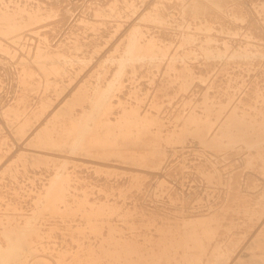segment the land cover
<instances>
[{"label": "bare ground", "instance_id": "obj_1", "mask_svg": "<svg viewBox=\"0 0 264 264\" xmlns=\"http://www.w3.org/2000/svg\"><path fill=\"white\" fill-rule=\"evenodd\" d=\"M132 6L126 1L128 9H133ZM155 6L157 7L154 8V11L151 10L152 12L148 18L159 24L165 33H170L166 14L168 6H179L190 19L186 28L181 32L182 40L179 43L180 47H186L184 52L180 51V47L174 48L173 44L170 43L172 41L155 43L154 40L148 39L144 25L136 23L129 29L126 37L110 53L98 60L92 68V74L86 78L87 80L83 79L69 94L70 96L66 94L67 97L64 100L63 98L60 99L61 103L57 105L51 104L52 99L45 98L47 96H44V99L39 100L34 106H32L33 103H29V100L32 98V92L40 86H43L41 88L45 90H52L56 86L57 88L61 85L65 86L67 82L69 84L68 79L73 80L89 66L88 63L90 64L93 58L97 56L96 54L101 52L102 45L99 46V43H97L94 47H90L92 41L87 39L90 36L85 35V32L88 30L97 31L98 26L90 23L88 19H82V25L79 29L70 30V28L69 32H65L63 38L52 41L54 38L52 39L51 35L53 32L57 33L58 28V24L53 20L52 27L54 31L44 34L46 37L44 44L40 43L34 47L35 54L30 60L32 64L25 58L20 60L22 65L20 69L23 70V73L18 77L23 84V88L20 95L15 97L16 104L14 103L11 109L5 110L3 114L5 127L3 125V128H0V133L5 129L8 132L10 130L16 140H22L33 126L34 118L51 110L45 123L27 136L26 142L28 141V145H35L53 151L62 156V159L35 150H28L26 153L25 159L32 166L43 164L52 168V172L43 185L32 192L34 206L31 211L29 210V215H25L26 213L21 211L23 208L19 206V199L22 197L19 189L13 188L6 195L0 188V200L5 201L7 204L4 205L5 207L0 205V236L2 237V240L0 238V264H154L140 253L141 243L140 240L135 239V233L133 232L131 235L128 234L129 237L124 238L118 227L110 226L111 240H105L97 246H94L90 241H86L84 236L88 234V230L97 234L103 229L104 223L112 224V220L109 221L110 217L108 218L111 214H118L121 219L122 217L133 216L134 213L130 211L129 207L126 211H121V205H119L117 198L112 200L92 197L88 186L87 190L78 188V186L71 189L72 176L67 169L72 162L71 160H73L72 155L106 158L108 157L107 154L110 153L109 155L115 159H120L136 167H143L142 169L137 168L133 174L127 177L129 183L125 188L126 192L129 190L134 192V189L138 188L141 180L145 178L146 169L152 170L164 164L163 156L171 150L167 146L169 143L178 145L180 141L188 137H192L199 143H204V145L216 151H224L228 154L241 153L244 155L243 158L247 164L250 161L252 163L254 158L261 157L263 160L260 164L264 166V122L255 128L246 126L249 109L247 107L243 108L240 102L235 103L233 98L235 94H238L235 93L237 90L234 92L235 94L231 89V92L227 90L226 98L220 101H215L207 91L204 94L200 112L195 110L196 107L190 110L184 117V121L177 125L179 128L165 130L166 123L160 117L164 106L163 98L187 88L190 75L183 67L189 65L195 67L194 64L189 62H194L201 56L207 60L224 57L232 61L233 57L235 59L240 54L241 57L248 54V47H246V50L243 49L245 47H241L242 51H230L226 44L227 41H218L217 36L213 34L215 23L218 24L217 28L221 32L232 33L235 32L234 29H237L233 24L236 21L246 19V12L243 9L244 6L240 4V0H158ZM111 8L108 10L107 8L99 9L97 12L103 13V10L116 12L117 6L113 5ZM229 11L230 13H228ZM56 15L53 6L42 5L40 2L37 4L36 0L35 2L24 0L21 3L16 0H0V31L11 37L20 38L21 42L27 28L43 27L44 21ZM248 18H250V14ZM191 24H194L193 30L190 28ZM117 25L120 28L122 24L120 22ZM58 33L56 36L59 35ZM2 39H0V46L11 49V51L14 50L12 49L13 43L7 44ZM29 44L21 42V46L23 45L24 48ZM190 44L193 45L190 46ZM260 45L258 44L259 47L263 48V45ZM88 46L93 50H90ZM251 49H249V52ZM251 56L249 55V57ZM236 59H239V57ZM179 60L186 61L182 64L183 67H178L177 62ZM110 63H112V67ZM143 66L147 67L149 72H154L156 68H163V80L159 84L157 92L151 98V103L146 108L144 104L137 101L133 91H128L126 87L127 80L131 81L133 79V81H136L137 71ZM108 67L112 69L111 72L109 71V75L106 71ZM178 69L179 74L174 76ZM56 73L60 74H57L58 78L55 76ZM193 75L195 76L194 72ZM202 81H205V79H202ZM212 85L210 84V86ZM170 87L173 88L172 91L169 90ZM54 90L53 88L52 92ZM159 90L162 91L161 95L158 94ZM40 92L42 93V91ZM239 95L241 97L240 93ZM58 96L59 94H57ZM252 97H255L258 102L261 100V93L256 91V96L251 95L247 104L256 102L254 98V102H252ZM242 99L243 97L240 101ZM31 106L32 111L28 112V108ZM251 132L260 134L255 136V133L251 134ZM3 135H0L2 136L0 137V160L7 151L4 148L6 143ZM109 143L123 145V147L108 149L104 145ZM164 144H167L166 147H164ZM20 162L21 160L19 162L12 161L6 167L5 171L8 169L15 171L9 174L10 177L18 176ZM21 165L26 167L24 163ZM76 170L77 166H73L71 171ZM93 170L98 174L105 173L107 177L118 171L102 166L94 167ZM213 171L217 174L219 168L214 167ZM1 179L2 177H0ZM7 197L9 198L7 199ZM212 214L214 215L196 217L189 223L191 235L196 239L194 245L197 244L196 246L200 250L215 242L211 243L220 233L221 223H216L213 220L216 212ZM78 215L84 219L82 222L80 221L81 223L72 225L68 221L66 225H62L64 230L68 229L66 233L71 235V244L67 243L71 248L65 245L59 246V241H56V237H58L57 230L63 229V227L59 226L60 222H56L54 219L60 217L63 220L64 218L71 219ZM24 216H28L27 220L25 219L26 223L24 220V222L21 221ZM47 217L51 219L47 220ZM152 219L146 218L143 222L129 219L127 222H129L130 228L133 229L142 226V224L148 226ZM42 221H46L48 224L43 225ZM163 224L159 228L162 230L164 226L167 227L164 228L165 233L162 234L165 235V240L168 238L167 234L170 228ZM103 231L105 234L107 230ZM263 231L264 226L259 233L262 234ZM34 235L36 237L33 238ZM99 239L103 238L100 237ZM259 242H264V239L260 241L256 237L250 241L245 246L247 251L238 255L232 264H264V255L258 254L255 250ZM213 245L210 246L215 248ZM229 246L220 247L219 245L215 248L217 254L214 256L215 259L212 257L213 264H227L232 254V246ZM206 248L209 250L208 247ZM198 253L192 262L190 256H186V259H190L189 262H191H188V264H198L197 261L200 260L198 257H201ZM163 257L162 254L161 259ZM155 264L161 263L155 259Z\"/></svg>", "mask_w": 264, "mask_h": 264}, {"label": "rangeland", "instance_id": "obj_2", "mask_svg": "<svg viewBox=\"0 0 264 264\" xmlns=\"http://www.w3.org/2000/svg\"><path fill=\"white\" fill-rule=\"evenodd\" d=\"M16 1L21 3L24 0ZM32 1L35 2V0ZM36 1L37 4L40 2L42 5L53 6L57 15L44 21L43 27L27 28L24 31V37L21 42L30 43L26 48H24L23 45L21 46L20 38L18 39L16 36L11 37L0 31V39L3 38L2 40L7 44H14L13 48L11 47L14 49L12 51L11 49L0 46V128H3V125L5 127L3 123V114L5 110L11 109V106H13L14 103L16 104L15 97L20 95L23 88V84L18 77L23 73V70L20 69V67L22 68L20 60L25 58L31 63L30 60L35 54L34 47L40 43L44 44L46 39L44 34L54 31L52 27L54 23L53 20L58 24L57 33L60 32L58 36H56L57 33L53 32L51 36L52 39H54L52 41H58L63 38V35L65 36V32L67 33L72 29H79L82 25V19H88L90 23L98 26L97 31L88 30L85 32V35L90 36L87 38L88 40L92 42L94 40L93 43L90 42L89 46L94 47V45L99 43V46L102 45V50L100 49L101 52L96 54L97 56L93 58L90 64L88 63L89 66L86 67L80 75L71 81L68 79L69 84L65 82L66 85H61V87L58 86L59 89L57 86L56 88L53 87L56 90H54V92H52L53 88L52 90H45L41 88L43 86L33 91L31 95L32 100H29L30 104L33 103L32 106L36 105L35 103H38L39 100L44 99V96H47L45 98L52 99L51 104L57 105L61 103L62 98L64 100L65 97H67L66 94L69 95L83 79L88 78L92 74V68L98 60L110 53L118 43L126 37L129 29H131L134 24H143L144 30L148 34L147 38L154 40L155 43L172 41L170 43L173 44V47L179 48V43H181L180 41L182 40L181 32L190 22V19L183 13L179 6H168L166 8L168 10H166V14L169 22L167 26L170 28V33H165L159 24L148 18L149 14L157 7L155 4L158 0ZM126 1L133 5V9H128L126 7ZM240 4L244 6L243 9H245L244 11L246 12V19L236 21L235 24H233V26L235 25L237 28L236 30L234 29L235 32H221L217 28L218 24L215 23L213 34L217 36L219 39L218 41H227L226 44L230 51H242L243 49L246 50V47H248V54L252 56L249 57L248 54L244 53V58L243 55V57H241V54H238L239 56H236V58L239 57V59H234L233 57L232 61L224 57L215 58L216 60H207L201 56L194 62H189L195 65L194 68L190 65L183 67L182 64L186 61L179 60L177 62L178 67H183L188 72L190 81L185 90L172 93L169 97L163 98L164 106L160 117L166 123L164 126L166 128L165 130L179 128L177 125L183 122L184 117L195 107V110L200 112L203 105V97L207 91L209 96L213 97L215 101H220L226 98V93H228L230 89L233 94L238 93L235 94L236 97L234 96L233 98L235 103L240 102L243 108L247 107L249 109L246 126L255 128L259 127L260 124L264 122V56H262L264 55V0H240ZM113 5L117 6L116 12L107 11L108 9H112L111 6ZM105 8H107V10H103V13L97 12V10ZM228 13H230V11ZM249 14L250 18H248ZM119 20H121L120 22L122 24L120 28L117 25L120 23ZM59 28L60 30H58ZM190 28L193 30L194 24H191ZM7 37L12 39L9 38V40H7ZM15 40L17 41L15 42ZM248 43L251 44V47ZM258 44H262L263 48L259 47ZM192 45L193 44H190V46ZM90 47L89 49L93 50ZM241 47L245 48L241 50ZM185 48L186 47L182 46L179 49L181 52H184ZM258 48H260V50H258ZM249 49L252 51L250 50L249 52ZM110 66H113L112 63H110ZM111 70V68H107L106 71L108 75ZM178 72L179 69L174 73V76H177V74H179ZM57 74L58 73L55 74L56 78L59 77ZM162 78L163 68H156L154 72H149L147 67L143 66L137 71L136 81H133V79L131 81L127 80L126 87L128 91H133L137 101L144 104L146 108L147 105L151 103V98L157 92V88L163 80ZM202 79H205V81H202ZM210 84L212 86H210ZM68 86L69 88H67ZM169 90L172 91L173 88L170 87ZM40 91H42V93ZM256 91L261 93V100L257 102L255 97H252V102H254L255 99L256 104H247L251 95L256 96ZM57 94H59L58 97ZM158 94L161 95L162 91L159 90ZM242 97L243 99L240 101ZM32 106L28 108V112L32 111ZM50 111L34 118L33 126L28 130L27 135H25V138L22 140H16L10 130L8 132L5 129L0 133V135L4 134L3 138L6 143L4 148L7 150L6 154L0 160V177H2L0 180V188L6 195L8 191L13 188H17L21 191L22 197L19 199V206L23 208L21 211L25 212V215H29L34 206L33 190H38L52 172V168L46 167V165L32 166L29 164L25 159L26 153L28 150H35L62 159V156L53 151L45 150L35 145H28V141L26 142L27 136L45 123ZM224 117L225 115L223 118ZM256 132H254L255 136H259L260 133ZM254 133L251 132V134ZM166 145L167 144H164V147H166ZM104 146L108 149L123 147V145H116L115 143H109ZM167 146H169L171 150L163 156L164 164L152 170L146 169L145 178L141 180L138 188L134 189V192L133 190H129L128 192L125 191L129 183L127 177L133 174L134 170L137 168L142 169L143 167H136L120 159H115L109 155L110 153L107 154L108 157L106 158L96 156L87 157L86 155L71 156L73 160H71L72 162L67 169V171L71 172L72 176L71 189L78 186V188H85L87 190L88 186V189L92 193V197L112 200L113 198H117L119 200V205H121V211L124 212L129 207L130 211L134 213L133 216H129L128 218L122 217L121 219L118 214H111L108 218L110 217L109 221L112 220V224L109 225L104 223L103 229L97 234L91 233L90 230H88V234H86L84 238L86 241L92 242L94 246H97L105 242V240H111L110 226L118 227L122 231L119 230L124 238L128 236V234L131 235L133 232L135 233V239L140 240V253L154 264L155 259L161 264H188L190 259L191 262L192 260L194 261L198 251L199 256H201L198 257L200 259L197 261L198 264H213V258L217 254L215 248L219 245L220 247L230 245L232 246V254L227 264H232L238 255L247 251L245 250V246L250 243V241L256 237L260 241L264 239V231L262 234L259 233L264 226V211L262 212V210H264V202H262L264 200V166L260 164L263 159L261 157H256L252 163L250 161V163L247 164L243 158L244 155L241 153L228 154L224 151H216L204 145V143H199L192 137L180 141L178 145L169 143ZM20 160V163L26 164V167L20 164L18 176L10 177L9 174L15 171L12 169L5 171L6 167L11 164L12 161L19 162ZM258 164L260 165L257 166ZM73 166H77L76 171H71ZM97 166L117 169L118 171L107 177L105 173H95L93 169ZM214 167L219 168V173L216 174L213 171ZM218 174L221 175V178ZM8 198L9 197H7V199ZM260 198H262V200H260ZM5 204V201L0 200V205L2 207L7 205ZM215 212L216 215H219L220 220L218 215L217 217L215 215L216 219L213 217V220H215L216 223H221L218 237L213 239L211 243L213 241L215 242L210 244H214L213 246H215V248L206 245L205 247H208L209 250H207V248L205 249V247L200 250V248L196 246L197 244L194 245L196 239L191 235L189 223L196 217L201 218L202 215H214L212 213ZM148 216L153 218L152 221L148 223V226L142 224V226L138 228L134 227L131 229L128 224L129 222H127L129 219L143 222L146 218L151 219ZM27 217L24 216L21 221L24 220L26 223ZM77 217L71 219L64 218V220H66L65 223L62 217L54 219V221L60 222L59 226L63 227V229L57 230L58 237H56V241H59V246L65 245L70 247L68 244L72 241L71 235L66 233L68 229L64 230V226L62 225H66L68 221L73 225L81 223L82 220H84L80 215ZM48 219L49 217H47V220ZM42 222L44 223L43 225L47 223L46 221ZM161 224L167 225L170 228L167 234L168 238L165 240V235L162 234L165 233L164 228L167 227L164 226L161 230L159 228ZM103 230H107L105 234ZM34 237L36 236L34 235L33 238ZM100 237L103 239H99ZM0 238L2 240L1 236ZM66 239L69 240L67 241ZM99 241L100 243H98ZM255 250L258 254L264 255V242H259ZM162 254L164 257L161 259ZM202 254L205 255L203 256ZM186 256H190V259L187 260Z\"/></svg>", "mask_w": 264, "mask_h": 264}]
</instances>
